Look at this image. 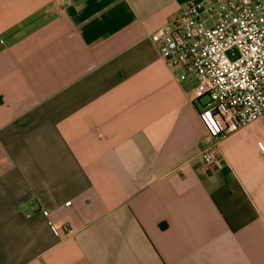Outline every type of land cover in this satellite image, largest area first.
<instances>
[{
    "label": "crops",
    "instance_id": "crops-1",
    "mask_svg": "<svg viewBox=\"0 0 264 264\" xmlns=\"http://www.w3.org/2000/svg\"><path fill=\"white\" fill-rule=\"evenodd\" d=\"M69 1L0 0V264H264V121L204 169L150 40L188 0Z\"/></svg>",
    "mask_w": 264,
    "mask_h": 264
},
{
    "label": "built area",
    "instance_id": "built-area-1",
    "mask_svg": "<svg viewBox=\"0 0 264 264\" xmlns=\"http://www.w3.org/2000/svg\"><path fill=\"white\" fill-rule=\"evenodd\" d=\"M150 40L172 78L191 84L192 101L209 98L200 156L211 168L220 138L264 121V0H188Z\"/></svg>",
    "mask_w": 264,
    "mask_h": 264
},
{
    "label": "rangeland",
    "instance_id": "rangeland-1",
    "mask_svg": "<svg viewBox=\"0 0 264 264\" xmlns=\"http://www.w3.org/2000/svg\"><path fill=\"white\" fill-rule=\"evenodd\" d=\"M208 101H209V98L207 96H204L201 99H199L198 104L201 110H203V105H205Z\"/></svg>",
    "mask_w": 264,
    "mask_h": 264
}]
</instances>
